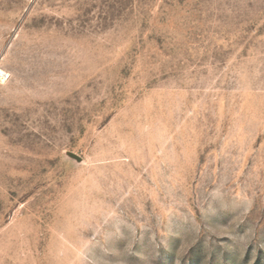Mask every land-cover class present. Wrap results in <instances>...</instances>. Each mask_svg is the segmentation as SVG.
<instances>
[{
    "label": "rangeland",
    "instance_id": "obj_1",
    "mask_svg": "<svg viewBox=\"0 0 264 264\" xmlns=\"http://www.w3.org/2000/svg\"><path fill=\"white\" fill-rule=\"evenodd\" d=\"M0 264H264V0H0Z\"/></svg>",
    "mask_w": 264,
    "mask_h": 264
}]
</instances>
